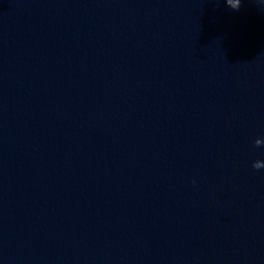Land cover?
I'll list each match as a JSON object with an SVG mask.
<instances>
[{"label": "clouds", "instance_id": "9594fccd", "mask_svg": "<svg viewBox=\"0 0 264 264\" xmlns=\"http://www.w3.org/2000/svg\"><path fill=\"white\" fill-rule=\"evenodd\" d=\"M226 6L230 8L233 11H239L242 6V0H224ZM262 144H264V140L257 138L254 141V147H260ZM252 167L254 169H261L264 168V162H261L259 160L254 161L252 164Z\"/></svg>", "mask_w": 264, "mask_h": 264}]
</instances>
